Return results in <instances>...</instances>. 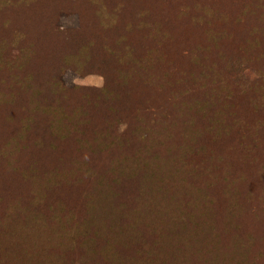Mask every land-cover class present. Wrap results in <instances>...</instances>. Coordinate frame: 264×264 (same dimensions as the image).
<instances>
[{
    "label": "trees",
    "instance_id": "trees-1",
    "mask_svg": "<svg viewBox=\"0 0 264 264\" xmlns=\"http://www.w3.org/2000/svg\"><path fill=\"white\" fill-rule=\"evenodd\" d=\"M160 1L0 0V264H264V51Z\"/></svg>",
    "mask_w": 264,
    "mask_h": 264
},
{
    "label": "rangeland",
    "instance_id": "rangeland-1",
    "mask_svg": "<svg viewBox=\"0 0 264 264\" xmlns=\"http://www.w3.org/2000/svg\"><path fill=\"white\" fill-rule=\"evenodd\" d=\"M204 4L213 7L214 10L217 11V14L220 13L219 10L221 12L226 10L224 12L227 13L229 20L233 22V25H236L235 29L237 34L244 35V37L246 36L248 37V39H254L255 41H257L259 50L263 53L264 0H161L160 5L158 6V12L155 11L159 13L156 16V19L158 22L162 19L163 21H168L172 23V20L163 19L162 14L168 15L170 19H175V15L182 16V14L187 12L188 15H190L189 17H191L203 11L202 8ZM82 14L83 12L79 8H75L74 10H71L69 12H64V17L61 18V24L71 28V30H78L77 32H79V21L87 18L86 15L84 18L79 19L78 17L82 16ZM90 19L91 18H89L88 20ZM1 21L2 20H0V26L3 25ZM86 23L87 22H81L82 28ZM215 25L217 26V28H220L219 21L211 20V28H213V26ZM92 26L94 25L92 24ZM198 31L202 32L201 29H199ZM199 32L193 31L195 39L192 42H198L201 39L202 36ZM14 33L15 31L11 30L6 31L5 34H2L0 32V37H4V39L8 41L11 39ZM82 33H86L87 36L90 34L88 32ZM185 33L186 31L184 32V34ZM62 44L63 41L61 40L59 42L52 41L50 48L53 51H56L61 49ZM234 44L238 46H243V38L241 36L237 37ZM227 64L228 73L236 75L239 78L237 80L241 83L259 82L262 79V76L264 75V58L259 60L258 63L253 64V66L238 60V58L230 59ZM35 81H38L40 84H42L41 77H38V80L35 79ZM71 82L74 85L80 87L82 90H88L91 93L90 96L94 99L97 96V90L104 87L105 77L99 72H91L81 76H77L72 79Z\"/></svg>",
    "mask_w": 264,
    "mask_h": 264
}]
</instances>
